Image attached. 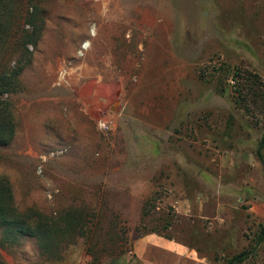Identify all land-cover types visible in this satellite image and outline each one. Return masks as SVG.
<instances>
[{
	"label": "rangeland",
	"instance_id": "1",
	"mask_svg": "<svg viewBox=\"0 0 264 264\" xmlns=\"http://www.w3.org/2000/svg\"><path fill=\"white\" fill-rule=\"evenodd\" d=\"M119 2L7 0L0 177L18 213L52 226L0 230V264H139L150 234L213 261L264 225V0H163L158 20L154 0Z\"/></svg>",
	"mask_w": 264,
	"mask_h": 264
},
{
	"label": "trees",
	"instance_id": "2",
	"mask_svg": "<svg viewBox=\"0 0 264 264\" xmlns=\"http://www.w3.org/2000/svg\"><path fill=\"white\" fill-rule=\"evenodd\" d=\"M8 13V3L7 0H0V47L2 45L1 35L6 33V29L4 27L3 18L6 17ZM33 41L29 40V43ZM27 52L28 49H25ZM23 66H16L13 70H9L11 75H18L22 70ZM9 75V76H11ZM237 76V75H236ZM257 84L255 81L251 83V85ZM8 84L4 83L3 77L0 79V147L7 145L13 137V126L10 122V117H8L6 102L1 100V96L7 93L6 87ZM246 85L241 86L239 83L235 87V91L237 94V98L240 101L243 100V92L245 91L243 88ZM220 93L225 92V88L219 89ZM253 94V93H252ZM254 98H257L256 95H253ZM239 104V102H238ZM264 150V135L261 138L259 143V151ZM68 224L76 222V218H73V215L69 214ZM49 226H52L48 219L42 220L36 215L24 216L17 212V210L13 206L12 193L7 181L0 177V230H4L6 234L8 232H14L16 236L25 237V236H33L37 237L40 235L42 238H48L51 229ZM85 225L83 227V230ZM84 237L89 238L90 233L86 232L82 233ZM161 236V235H159ZM166 239H169L165 237ZM170 240V239H169ZM252 246L247 250H243L241 253L234 255L231 258L220 259L215 257L213 260L214 264H247L250 263V258L255 255L257 248L264 243V225H259L256 231L253 233V238L251 240ZM139 263V262H138ZM140 264V263H139Z\"/></svg>",
	"mask_w": 264,
	"mask_h": 264
},
{
	"label": "crops",
	"instance_id": "3",
	"mask_svg": "<svg viewBox=\"0 0 264 264\" xmlns=\"http://www.w3.org/2000/svg\"><path fill=\"white\" fill-rule=\"evenodd\" d=\"M214 208L215 212L210 220L214 227L225 232L228 219L224 216V207L217 204ZM133 250L134 258L140 264H214L212 260L201 256L197 249L156 234L138 238L134 242Z\"/></svg>",
	"mask_w": 264,
	"mask_h": 264
},
{
	"label": "bare ground",
	"instance_id": "4",
	"mask_svg": "<svg viewBox=\"0 0 264 264\" xmlns=\"http://www.w3.org/2000/svg\"><path fill=\"white\" fill-rule=\"evenodd\" d=\"M96 1H101L100 4H96L95 8L96 10L99 9L100 5L105 6L106 4H111V7H113L116 11H119L122 3L119 2V0H96ZM155 1V18L158 20L160 18L161 15V7L163 4V0H154ZM115 10H111V15L114 16L115 14ZM119 15V14H118ZM85 47H88V44H85ZM111 87V92H112V97L114 99V102H116V99L120 93V87L117 84H113Z\"/></svg>",
	"mask_w": 264,
	"mask_h": 264
}]
</instances>
